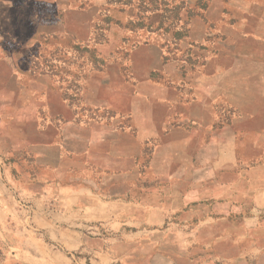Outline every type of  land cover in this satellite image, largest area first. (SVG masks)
Returning <instances> with one entry per match:
<instances>
[{
	"label": "crops",
	"instance_id": "obj_1",
	"mask_svg": "<svg viewBox=\"0 0 264 264\" xmlns=\"http://www.w3.org/2000/svg\"><path fill=\"white\" fill-rule=\"evenodd\" d=\"M246 2L211 0L207 16L218 20L225 5L242 10ZM243 31L232 50L207 61L219 71L189 80L195 99L150 80L142 69L146 61L137 59L128 61L127 76L115 64L89 76L81 97L103 112L98 118L81 121L61 91L41 92L47 120L34 125L25 142L35 171L13 175L0 166V246L9 258L74 264L68 254H75L81 264H159L162 257L175 264L178 257L191 259L192 243L210 251L225 243L236 251L241 228L243 242L252 241L251 219L241 222V212L251 218L264 212V168L241 170L238 126L218 124L208 106L234 90L225 91L235 83L224 74L229 56L231 67L247 66L238 45H251L254 66L264 67V6L247 14ZM4 63L0 59V83ZM259 115L250 129L264 128ZM201 231L204 238L197 237Z\"/></svg>",
	"mask_w": 264,
	"mask_h": 264
},
{
	"label": "rangeland",
	"instance_id": "obj_2",
	"mask_svg": "<svg viewBox=\"0 0 264 264\" xmlns=\"http://www.w3.org/2000/svg\"><path fill=\"white\" fill-rule=\"evenodd\" d=\"M210 1L0 0V59L6 67L0 83V166L13 175L14 170L35 169L25 142L33 138L34 125L39 128L47 120L41 97L47 89L61 91L81 121L102 116L81 94L89 76L109 71V65H117L127 76L128 61L144 60L142 69L149 71L150 80L171 84L195 99L194 89L188 92L189 80L219 71L214 65L206 67L207 61L245 38L247 14L259 13L264 6V0H250L242 10L227 4L223 17L212 20L206 12ZM250 46L238 45L235 51L247 66L231 67L229 56L224 74L235 83L225 84V91L227 86L234 90L208 102L218 124L234 121L238 126L234 138L241 170L264 168V128L250 129L256 113L262 114L258 124L264 125V67L254 66L258 57ZM259 184L257 190L263 188ZM255 214L251 218L241 212V222L251 219L248 228L254 236L249 243L243 242L241 228L236 251L225 243L216 244L213 251L192 243L191 259L178 257L175 264H264V212ZM179 236L183 240L184 235ZM197 237L204 238V232ZM9 257L0 246V264L19 263ZM76 260L74 264H81ZM159 264L167 261L161 257Z\"/></svg>",
	"mask_w": 264,
	"mask_h": 264
},
{
	"label": "built area",
	"instance_id": "obj_3",
	"mask_svg": "<svg viewBox=\"0 0 264 264\" xmlns=\"http://www.w3.org/2000/svg\"><path fill=\"white\" fill-rule=\"evenodd\" d=\"M70 256H71L72 260H74L75 262L77 261V260H76V257H75L74 254H70ZM76 263H77V262H76Z\"/></svg>",
	"mask_w": 264,
	"mask_h": 264
}]
</instances>
